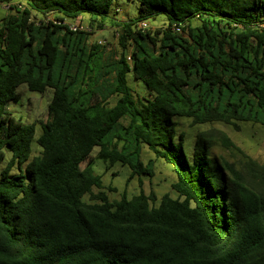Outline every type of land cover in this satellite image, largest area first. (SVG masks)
I'll return each instance as SVG.
<instances>
[{"label":"trees","instance_id":"16d2710c","mask_svg":"<svg viewBox=\"0 0 264 264\" xmlns=\"http://www.w3.org/2000/svg\"><path fill=\"white\" fill-rule=\"evenodd\" d=\"M113 2L0 0L12 10L0 21V264H264V164L211 154L237 148L219 128L188 154L177 129L178 117L264 125V0H139L131 20ZM160 14L155 34L140 27ZM84 16L116 29L117 60L70 28ZM21 85L52 90L38 137L6 112ZM143 146L172 167L176 196L110 200L95 161L151 178Z\"/></svg>","mask_w":264,"mask_h":264},{"label":"rangeland","instance_id":"374dc122","mask_svg":"<svg viewBox=\"0 0 264 264\" xmlns=\"http://www.w3.org/2000/svg\"><path fill=\"white\" fill-rule=\"evenodd\" d=\"M139 4V0H114L112 12L117 17L123 19H135L138 16ZM10 12L12 10L9 5L0 3V21ZM165 21L166 18L163 14L147 20V28L149 29L147 33L155 34L158 29H162L166 25ZM70 22L81 23L83 30L91 32L89 44L99 43L102 46L105 61L111 63L121 56L123 48L119 43V36L117 35L116 29L111 25L105 26L103 29H92L89 27L87 16ZM131 48H129L130 51ZM129 50L127 53H129ZM128 84L135 88L140 95L145 94L147 91L144 83L136 80L131 73L128 75ZM19 90L21 92V99L9 102L6 112L13 115L16 119L21 120L23 123L36 122V137H38L41 132L40 123L45 122L48 118V104L52 96V90L39 93L29 90L25 85H21ZM114 101L115 98H112L111 103H114ZM177 122L178 131L184 132L185 134V150L188 154H191L193 151L197 142L198 133L211 128H219L227 133L237 145V148L228 149L217 144L211 148V154L223 155L229 159L243 158L247 155L264 164V125L261 123L242 121L240 122V130L236 131L232 126L220 122L191 125V119L189 117H178ZM40 150L38 144L34 143L33 154H38ZM96 153L97 149L94 150L92 155L95 156ZM142 158L145 163H148L149 160L154 161L153 177L150 178L147 175H141L140 177L136 176L132 180H129L131 170L128 166L120 163L108 166L100 159L95 161V172L102 175L104 186H111L116 189L114 192H107L110 200L119 199L122 193H126L127 196L131 197L138 194L141 189L146 193L154 191L158 199L164 193H171L172 196H176L171 188L172 183L176 181V175L172 167L163 160L155 158L154 154L146 146H143ZM9 160L10 155L7 154V158L1 168H4ZM84 166L85 163L83 164ZM139 180H142V185Z\"/></svg>","mask_w":264,"mask_h":264},{"label":"built area","instance_id":"2783aa9c","mask_svg":"<svg viewBox=\"0 0 264 264\" xmlns=\"http://www.w3.org/2000/svg\"><path fill=\"white\" fill-rule=\"evenodd\" d=\"M69 25H70V28L72 30L83 29L81 23H71V22H69ZM140 27L143 28V29H148L147 28L148 24L146 22H142V23H140ZM117 35H118V33H117Z\"/></svg>","mask_w":264,"mask_h":264}]
</instances>
